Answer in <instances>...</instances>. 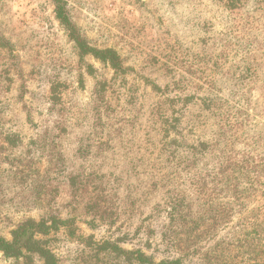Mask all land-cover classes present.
<instances>
[{
	"label": "rangeland",
	"instance_id": "obj_1",
	"mask_svg": "<svg viewBox=\"0 0 264 264\" xmlns=\"http://www.w3.org/2000/svg\"><path fill=\"white\" fill-rule=\"evenodd\" d=\"M236 8L220 0H0V239L53 218L56 227L36 239L57 264H138L124 256L136 251L155 263L237 264L238 249L222 241L243 215L206 234L211 220L164 237L176 229L164 211L169 198L198 196L180 186L185 176L175 177L168 151L207 138L217 119L203 99L241 111L247 136L236 152L264 134V0ZM82 44L112 52L119 70ZM205 210L192 205L188 230ZM0 264L44 260L0 250Z\"/></svg>",
	"mask_w": 264,
	"mask_h": 264
},
{
	"label": "trees",
	"instance_id": "obj_2",
	"mask_svg": "<svg viewBox=\"0 0 264 264\" xmlns=\"http://www.w3.org/2000/svg\"><path fill=\"white\" fill-rule=\"evenodd\" d=\"M220 1L229 10H238L236 6L240 3V0ZM56 9L62 24L66 28L69 27L64 10L59 5H56ZM236 16H239V14L236 13ZM238 23L240 28H236L235 31L240 34L239 29L243 25H241V20ZM204 27L206 26L204 25ZM70 35L73 38V34ZM232 36L234 35L232 34ZM232 38L235 40L238 37ZM239 40L243 42L241 36ZM239 40L236 39L237 42ZM81 47L83 51L91 52L95 57L108 61L115 70H119V64L116 62L117 58L109 50L100 52L83 44ZM246 47H248L245 48L247 51H251L248 44ZM249 69L252 71L251 67ZM204 84L211 90H214L217 85L213 78L207 77H204ZM221 101L215 96L204 98L202 101L204 110L209 111L212 108L216 110L211 114L217 119L210 127L212 130L202 135L201 138L207 137L206 139L202 140L199 137L197 140L199 141L198 145H187L181 140L176 149L167 150L173 158L175 177L185 176V181L183 180L180 186H184L186 182L189 191L197 192L198 196L193 201L191 196L187 195L184 198L178 192L175 193V197L169 198L164 211L171 227L176 226V229L170 236H167L166 233L164 237L170 240L171 237L178 238L180 233L189 235V232L199 229L206 221L211 220V223L207 225L210 227L204 232L206 234L211 232L214 227L225 224V221L230 220L235 214L243 215V218H240L234 226L235 231L228 233V236H230L228 242H222L238 249L240 260L237 264H264L263 262L259 263L260 258H258L262 254L261 249L264 248V203L258 202L259 198L264 199V182L262 181L264 178V153H259L262 148H258L261 144L264 147V134L259 133L250 138L254 141L253 143L247 142L249 138L241 140L244 141L246 148H243L242 152H236L234 143L243 135L247 136L243 132L244 124L239 120L241 111L233 112L231 107L223 110V105H228V102ZM172 129L174 130V127ZM9 135H11L13 141L18 137L16 134ZM170 144L176 146L174 141ZM180 147H184L187 154L179 155L178 149ZM222 199H225L226 202H222ZM256 201V206L245 213L247 205ZM196 202H199L201 208L207 206V210H205L204 215L196 217L197 219H194L193 216L194 218L189 220L194 226L188 230L187 216L190 214L192 205ZM54 227H56V223L53 218H50L48 225L47 222L43 221L40 223L25 222L12 232L11 241L6 242L0 239V250L4 255L12 257H21L22 251L36 253L42 257L44 264H57L54 256L48 250H45L44 241L36 239L39 235H47L48 231L53 230ZM109 248L118 251L116 246H109ZM124 256L126 259L135 257L138 264H181L180 259L155 263L139 251L127 252L124 253ZM204 256L202 257L203 261ZM231 263L233 264V262Z\"/></svg>",
	"mask_w": 264,
	"mask_h": 264
}]
</instances>
